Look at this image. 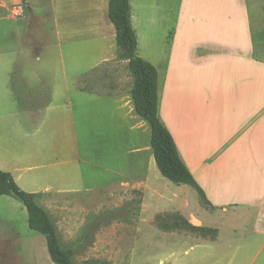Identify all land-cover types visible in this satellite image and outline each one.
<instances>
[{
  "label": "crops",
  "instance_id": "crops-1",
  "mask_svg": "<svg viewBox=\"0 0 264 264\" xmlns=\"http://www.w3.org/2000/svg\"><path fill=\"white\" fill-rule=\"evenodd\" d=\"M0 14L2 22L22 19L28 34L23 49L30 59L18 64L16 86L11 84L15 112L21 123L33 122V135L48 123L50 143L62 153L48 164L0 156V170L11 173L42 208L43 195L92 197L84 193L96 187L112 194H142V211H171L198 227L199 191L170 182L157 167L151 127L136 112L129 61L119 56L109 0H6ZM177 19L180 44L167 41L155 62L140 54L132 23L137 55L158 73V117L209 210L240 216L253 211L256 227H264V60L253 54L246 0H181ZM6 55L1 49L0 60ZM43 57L50 67L47 82L35 68H22L41 64ZM30 74L36 82L26 91ZM45 91L48 100L42 101ZM89 132L97 139L93 159L81 155L84 143H90L84 138ZM46 166L52 169L48 176L33 175ZM85 167L98 172L95 186L86 182ZM19 241L2 233L0 255L11 252L12 243L15 252Z\"/></svg>",
  "mask_w": 264,
  "mask_h": 264
},
{
  "label": "rangeland",
  "instance_id": "rangeland-1",
  "mask_svg": "<svg viewBox=\"0 0 264 264\" xmlns=\"http://www.w3.org/2000/svg\"><path fill=\"white\" fill-rule=\"evenodd\" d=\"M3 1L6 0H0V12ZM130 4L142 56L155 62V56L164 50L167 41L170 46L176 42L180 44L177 16L181 0H130ZM246 4L253 33V54L264 60V0H246ZM191 15L192 12L187 19L188 26ZM185 21L186 17L182 18V22ZM21 22L22 19L2 22L0 14V51L3 49L7 54L3 61L0 60V156L10 157L13 161L48 164L53 157L62 156L61 148L55 150L57 147L52 145L53 141L50 143L52 137L48 123L33 135L36 128L33 122L23 119L21 123L19 113L15 112L16 88L13 89L11 84L16 86L14 77L18 64L22 61L26 64L30 59L29 52L23 49L28 34ZM14 60L18 62L12 64ZM46 61L44 58L41 64L22 68H35L41 81L47 82L46 70L50 67ZM72 69L77 70L76 67ZM29 78L32 81L25 84L26 91H30L28 85L36 82L33 74ZM44 94L42 101H47L48 94L46 91ZM84 138L90 143H84L81 155L93 159L97 139L90 132ZM32 147L34 153H31ZM51 171L46 166L32 173L40 178L48 176ZM97 176L95 169L85 167L86 182L95 186ZM23 186L26 190H43L37 186ZM92 189L94 193H84L92 197L43 195L40 199L57 228L62 249L71 252L75 264H264V227H256V213L253 211L241 216L235 211L226 215L225 211L213 214L201 197L202 209L197 224L212 230L202 234L174 226V222H180L177 218L180 215L174 212L142 211V194H112L99 192L101 190L96 187ZM140 221L147 224H138ZM7 232L20 241L15 252L11 242V252L0 255V264H54L46 238L29 229L25 206L11 196H2L0 237Z\"/></svg>",
  "mask_w": 264,
  "mask_h": 264
},
{
  "label": "trees",
  "instance_id": "trees-1",
  "mask_svg": "<svg viewBox=\"0 0 264 264\" xmlns=\"http://www.w3.org/2000/svg\"><path fill=\"white\" fill-rule=\"evenodd\" d=\"M109 18L116 28V39L121 59L129 61L134 78L132 96L137 114L151 127V146L157 167L163 177L176 185L196 188L203 200L204 192L181 160L175 142L158 117V73L149 62L137 55L138 42L130 19V0H109ZM0 196L19 200L28 213V227L46 238L49 256L54 264H75L72 254L61 247L57 228L49 213L42 208L36 196L23 191L9 172L0 170ZM174 222L180 229L205 234L212 231L190 225L184 218Z\"/></svg>",
  "mask_w": 264,
  "mask_h": 264
}]
</instances>
